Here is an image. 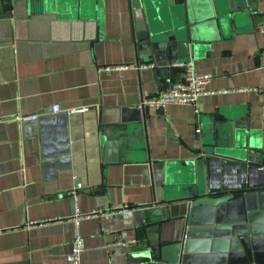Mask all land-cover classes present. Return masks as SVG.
<instances>
[{"label":"crops","instance_id":"crops-1","mask_svg":"<svg viewBox=\"0 0 264 264\" xmlns=\"http://www.w3.org/2000/svg\"><path fill=\"white\" fill-rule=\"evenodd\" d=\"M250 1L254 18L233 28L219 25L212 0H192L187 60L211 76L212 94L194 106L170 104L163 113L138 106L182 73L168 62L136 65L129 0L6 2L0 10V264H69L77 233L81 264L166 263L149 245L176 241L180 221L156 225L155 203L184 194L189 184L182 178L195 180L208 164L210 181L221 189L264 179V0ZM159 2L148 0V22L159 30L177 24L175 14L156 12ZM56 104L62 113H52ZM29 115L42 116L18 119ZM242 119L262 146V154L249 158L255 166L247 151L217 136V126ZM125 131L122 148L114 146L121 136L104 145V134ZM114 238L136 244L108 249ZM250 247L253 262L264 264L261 243ZM238 255L228 261L249 264Z\"/></svg>","mask_w":264,"mask_h":264},{"label":"water","instance_id":"water-1","mask_svg":"<svg viewBox=\"0 0 264 264\" xmlns=\"http://www.w3.org/2000/svg\"><path fill=\"white\" fill-rule=\"evenodd\" d=\"M12 1L0 0V10L6 6V2ZM129 2L135 10L136 65L168 62L172 69L182 71L179 65L188 59L192 49L190 44L194 31L192 27L194 23L190 18L192 0H160L156 12L161 8L166 16L175 14L177 17L174 22L177 24L161 30L147 20L150 14L148 0ZM212 3L215 18L220 26L225 24L233 28L242 26L245 22L251 21L256 13V9L251 7L250 0H212ZM210 18L212 17L205 20ZM122 124L123 121L118 125L122 127ZM217 128V136L223 135L229 142L234 143L235 148L247 151L246 160L251 166H255L250 163L249 158L254 154H262V146L248 136L247 120L242 119L233 125L227 124L225 127ZM125 130L128 128L125 127ZM118 136L123 139L116 140L114 146L122 148L127 141L126 131L110 136L104 134V145L109 147L108 140L111 141ZM111 145L113 146V143ZM204 166L205 174L197 172L195 180L187 177L180 180L189 184L184 194L175 198H164L155 203L159 212L156 225L178 219L180 233L174 242L169 244L152 242L149 248L158 249L162 260L168 264H233L228 259L235 254L246 256L245 260L249 264H255L251 259V242L261 243L264 256V225L260 227L257 225L260 219L264 218V179L251 182L247 177L243 185L235 191L221 189L210 181L208 164ZM175 210L177 213L174 215ZM147 238L151 241L152 235ZM137 239L138 242L143 241V237ZM166 251L168 253L173 251L171 252L173 257L165 259L168 254Z\"/></svg>","mask_w":264,"mask_h":264},{"label":"built area","instance_id":"built-area-1","mask_svg":"<svg viewBox=\"0 0 264 264\" xmlns=\"http://www.w3.org/2000/svg\"><path fill=\"white\" fill-rule=\"evenodd\" d=\"M153 68L154 65H148ZM143 66V67H148ZM179 67L182 68V77L179 81L172 83L169 86L163 87L157 91V93L151 97L143 99L141 104L138 106L139 110H147L153 109L157 112L163 113L166 108L170 104H178V105H195L199 99V97L203 95L212 94L211 91L206 89V86L211 78L209 74H199L194 69V64L191 60H186L184 63L180 64ZM255 92H259L258 89H253ZM51 111L53 114H59L63 111L61 110L59 105H53L51 107ZM83 110H69L66 111V114H75L81 112ZM42 115H29L22 116L18 119L21 121H31L37 120ZM199 130H196V133H199ZM80 185L77 184L75 190H78ZM128 209L127 206L124 207H115L105 211H98V214L101 213L105 216H108L114 212H122L123 210ZM87 215L86 217H88ZM80 215L77 213L75 216V224L78 225V220L80 219ZM136 241L134 239L128 241H120L117 238H114L110 243L107 244L108 249L112 248H120V249H128L130 246L135 245ZM83 253V241L82 237L77 233L73 238L71 243V250L66 256V261L69 264H81V255ZM153 264H168L155 262Z\"/></svg>","mask_w":264,"mask_h":264}]
</instances>
